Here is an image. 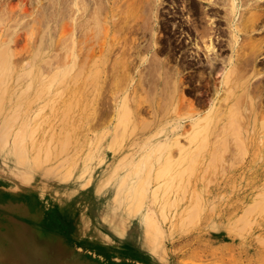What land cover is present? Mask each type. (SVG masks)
Listing matches in <instances>:
<instances>
[{
	"label": "rangeland",
	"instance_id": "obj_1",
	"mask_svg": "<svg viewBox=\"0 0 264 264\" xmlns=\"http://www.w3.org/2000/svg\"><path fill=\"white\" fill-rule=\"evenodd\" d=\"M219 1L212 13L205 0H92L90 4L84 0L88 17L83 31L86 29L88 41L93 37L96 55L100 42L106 43L98 77L75 66L65 74L69 81L48 85L46 80L58 63H66L68 35L62 31L69 25L71 4L56 7V11L55 0H0L1 11L13 7L18 19L9 22L8 32L16 34L1 36L0 31V38H8L11 62L15 58V74H24L34 51H46L47 32L54 34L49 63L42 60L38 68L40 79H45V84L38 85L44 93L25 113L22 108L20 117L11 123L4 111L0 115V128L6 129L0 143V264H264V121L257 122L250 138L243 126L237 128L239 122L237 130L232 128L227 111L224 134L209 133V144L204 147L186 148L184 134L172 146L167 141L163 146L143 145L163 122L162 99L155 92L160 87L158 73L165 67L188 73L178 60L181 49L191 45L184 39L192 41L194 35L185 37L178 29L183 25L175 23L177 14L190 22L183 31L200 17L206 26L216 25L225 44L221 47L227 49L220 52L217 45L215 49L221 59L231 54L223 18L228 16L229 1ZM246 1L240 2L241 17L246 15L242 8L251 2ZM47 7L51 15L43 13ZM253 37L264 45L263 33ZM134 43L148 49L137 50ZM204 57L206 64L203 51L194 66L202 69ZM32 74L23 75V81L12 75L16 81L10 79L8 91L36 92L35 82L27 88ZM261 86L259 92L264 93V84ZM200 88L190 89L185 80L177 86L185 105L182 109L193 104L201 112L208 110L209 96L202 97L206 100L203 105H197L203 93L196 96ZM261 105L264 107V101ZM119 107L124 112L122 119L117 118ZM31 138H35V150L49 146V155L39 165L12 157L14 143L19 156L28 157ZM43 155L45 151L40 152ZM115 195L122 207L134 209L129 216L132 224L121 226L117 220L113 230L97 211V202L109 209ZM105 211L103 216L112 213Z\"/></svg>",
	"mask_w": 264,
	"mask_h": 264
},
{
	"label": "bare ground",
	"instance_id": "obj_2",
	"mask_svg": "<svg viewBox=\"0 0 264 264\" xmlns=\"http://www.w3.org/2000/svg\"><path fill=\"white\" fill-rule=\"evenodd\" d=\"M22 1L24 2V0H21V2ZM55 1H56L54 2L56 5V6L54 5L55 10H56V7L58 8L59 6H62V5L68 6L69 4H71L70 8L68 9V11H70L71 19L69 20L68 27L62 31V33L65 32V34L68 35L67 49L65 52L66 53V63H64L63 66L61 65L62 64L61 62L58 63L60 65L56 68V70H54V73L50 75L51 77L48 78L49 80L48 79L46 80V84L48 83V85H51L49 83L56 82L57 80L58 81L60 80L61 82L64 80L69 81L67 80L68 78L66 76L68 75L66 73L69 72L70 70L72 71L75 68V66H79V68H81L80 70L85 69V70L92 71L94 73V77L95 78L96 76L98 77L97 72H99L100 67L103 65L102 64L103 61H101L100 55L103 54V46L106 43L104 44V42L102 41V44H101L100 42L101 45L99 44V46L96 49L98 51V55H96L95 53L96 51L94 50L95 49L94 42H92L93 37L91 38L90 41H88L86 38V34H88L86 33V29H84L85 32L83 31V27L84 25H86L85 23L86 17H88L87 16L88 9L85 5L83 6L84 0H55ZM205 1H207L208 4L210 5L208 7V11L210 10L212 11V13H216L217 11L216 8L218 7L217 1L219 0H205ZM228 1H229V7H228V11L226 12V15L228 16L227 18L223 16V18L228 28L227 31L229 33V39H230L229 46H230L231 54L227 58H222V59L220 58V55L217 52L218 50L217 48L221 45V39L219 38L220 37L219 29L216 25L206 26L205 23L203 24L204 17L198 18L197 19L198 23L197 22L193 23L191 24L190 27L187 28L188 35L189 36H191L190 34L194 35V37L191 36V40L194 41L193 42L194 50H192V52L190 53H187L188 55L185 52V55L182 61H184L186 65L183 66V68H191V69L195 68L194 65L200 60L199 57L204 51V54L206 56V64L200 65L202 69L204 68V71L199 72L198 75H193L192 71L188 72L187 74H182L181 73L182 71H178L177 68L173 69V68L165 67L166 71L164 70L162 71L163 73L162 72L158 73L156 81L160 87H156L155 92L156 94H159L162 99V106H160V108L162 110L161 116H162L163 122L161 123L160 127L156 130V132L153 134L151 139L144 141L143 143L144 146L151 145V144L163 146L165 144L164 143L165 141L168 142L167 145L172 146V143L174 142V140H175L174 143L177 144L176 142L177 138L180 135L184 134L186 137V143H187L186 148L195 149L198 146L204 147L203 145L209 144L206 138L209 133L211 134L216 133V135L220 133L224 134L223 129H224V125L226 126L225 121L227 118L225 112L227 111L230 114L229 120L234 122V123L232 122V128L234 125V129L237 130L238 127L243 126L245 129L242 128L244 129V131L243 130L241 131H243L244 134L246 133L247 136H249L250 138H251V135H253L252 132L254 131L255 126L257 125V122L264 121V114H263L264 107L261 105V102L264 101V93H260L259 92L260 90L258 89L262 87L261 85L264 84V76H261L262 67H264V45L262 44L261 41H258L257 39H255V37H253L256 34H262V33L264 34V0H254V2H252L251 0V2H248L246 4L244 3L245 5H244V8H242V10L245 11L246 15L243 17H241V13H240L241 0H228ZM27 2H29V0H27ZM35 2L40 3L41 0H35ZM88 2H89L88 4L93 3L92 0H88ZM97 2H94V4H97ZM49 4L47 6H49ZM97 5H100V2H98ZM97 5L96 7H98ZM96 7L95 6L93 7L94 10L96 9ZM12 8L13 7H8L6 9H3L2 11L0 9L1 36H9V35H13V33L16 34L14 30H12L11 32H8L9 27H10L9 22L12 20L15 21L16 23L18 22V19L16 18L17 16H15V13H13L14 10ZM46 9H48V7L43 9V13L46 15H51L50 13L46 12ZM24 12L26 14L29 13L27 8H24ZM204 13L206 12L204 11ZM5 15L7 16L3 18V16ZM31 20H33V18ZM35 20H36V17H35ZM131 29H133L132 26L130 27V30ZM134 30H135V27L132 32H134ZM32 33L33 32L30 30L29 34L32 35ZM53 35L54 34L51 31L47 32L46 36L49 38V43L48 45H46L47 48L44 47L46 48V51H44L43 49H42L43 51L40 53L38 52L36 53V51H34L35 54L33 55V60L31 64L29 65V68L27 67L28 68L27 70L24 68L25 69L24 74L21 71L16 74L14 73L17 67L16 65L14 66V64L12 63L13 60L15 61V58L12 60V62L10 60L11 58V53L9 51L10 48L8 49L7 44H6L8 38L7 39L5 38L2 39V37L0 38V115H1V112L4 111V118H6L7 116H10L8 117L9 118L8 123H11L15 119V117H20L19 114L22 113V110L25 113V111L28 110L27 107L31 106L33 103H36L38 96L40 97L44 93L41 90V87H39L38 85H40L41 83L45 84L44 82L45 79L44 80L40 79V77L42 78V76H39L38 68H40L39 66L40 62L42 60L46 61L47 58L50 56V52L53 50L54 43L51 40ZM93 36L95 37V35ZM205 38H207L208 43H205ZM244 39H245V42L244 43L241 42ZM215 41H217L218 43L215 44ZM216 45H217V48L215 49ZM146 47L147 46L145 45L139 46V44H135L133 48L137 50H147L148 47L147 48ZM151 48H153V46ZM239 49H240V52H239ZM209 51H211V54H208ZM17 57L18 56H16V58ZM47 63H49L48 60L45 62V64ZM152 69H154V67H152ZM61 70H64L63 72L64 75H61L62 73ZM30 73H33L31 77L33 79L29 81V83L27 84V88H29L31 85H35L33 84L35 82L37 84V87H39L36 89V92H33V93L29 92L28 94H26V91L25 92L8 91L11 85L10 79L14 78L12 75H14L16 79L20 80V78L23 75L25 78H27L26 76L30 75ZM78 73L81 75V72H78ZM203 74H205V76H203ZM80 75H77V76H80ZM73 76L71 77L74 78V80H76L75 79L76 76L75 77ZM15 78L14 80L16 81ZM22 78L21 80L23 81L24 79ZM27 80H29V78ZM184 80L188 82L190 89H195L199 87L205 88L202 94L200 95L198 94L199 100L197 101V105L199 106L203 105L204 101L206 100L202 99V97L207 98L209 96L208 100L210 103H209V108H207L208 110L206 112L199 111L195 106H193V104L192 105L189 104L188 106H186V108L184 107L185 109L181 108L184 104H183V99L179 97L177 94V86H180L181 84H183ZM197 81H199L200 85L194 84ZM65 84H67V82ZM222 90H223V94H221ZM220 94L221 96L222 95L224 96L220 98L219 97ZM160 96L158 98H160ZM14 103L17 104L16 107ZM60 105H62V102L60 103ZM40 108H43V107H40ZM7 109H12V111H9ZM49 110L52 111V108ZM123 113H122V108L119 107V109L117 110V118L119 117V119H122V117H124ZM38 114L39 113H37V115ZM65 114L66 113H64V115ZM238 122L240 123V125ZM236 123L239 125L237 126V128L235 127ZM186 126H188V128L185 130ZM229 127H227L228 128L227 130L231 128ZM5 131H6L5 128H2V127L0 128V143L1 141H3ZM237 133L239 134L241 132L237 131ZM241 135L242 134H240V136ZM28 139H30V137ZM50 139L51 137L48 140ZM21 141L23 140L21 139ZM35 142H36L35 138L34 140L31 138V142H30L31 149H28L30 154H27L28 157H25L24 154L22 153V158L19 156L20 153L16 149V144L15 143L14 145L12 144L11 151L14 152L13 154L15 155V157L12 155L11 156L16 159H18L19 157V160L21 159L22 161L26 163H33V164L39 165V163L42 162L43 159L47 158V156L49 155V146H45L44 148L40 145V146H37L35 150ZM46 143L50 144L49 141ZM213 144H215V141ZM13 146L15 147L13 148ZM41 151H45V155L40 156ZM184 151L185 150L180 149V152H184ZM22 152H25V151H22ZM15 162H18V161L16 160ZM119 178L124 179L126 178V176L120 175ZM130 191L128 192L130 193ZM115 196L116 197L112 200V207L109 209H107L108 207L106 205L97 202L98 204L97 211L100 213L104 221H106L108 226L111 227V229L114 228L113 224L115 222L119 223L118 221L121 222L119 223L121 224V226H122V223L131 225L132 219H130L129 216L133 215L132 211L134 209V207L132 206L131 208L130 205H127V206L125 205V208L122 207V202L120 201L121 199L118 200L117 195ZM163 205H165V201ZM105 209L107 210L105 211ZM103 211L112 212V213L107 214L106 216L105 215L103 216L102 214L104 213L101 214V212ZM117 214H120V215H117ZM123 214H127V215L124 216ZM144 223L149 224L150 222H148V220H145ZM134 230L135 229H133L132 231ZM136 234L140 235L141 233L137 232ZM139 241L143 242L142 238H140Z\"/></svg>",
	"mask_w": 264,
	"mask_h": 264
},
{
	"label": "flooded vegetation",
	"instance_id": "obj_3",
	"mask_svg": "<svg viewBox=\"0 0 264 264\" xmlns=\"http://www.w3.org/2000/svg\"><path fill=\"white\" fill-rule=\"evenodd\" d=\"M165 12H170V10L169 9H165L164 10ZM176 16V14L175 13H168L167 14V16ZM177 21L175 22L176 24H181V25H183V26H180V28H178L179 30H182V33L185 35V37H187V29L186 30H184L183 31V28L182 27H184V25H188V24H190V22L189 21H185V20H180V18H179V14H177ZM180 20V21H179ZM174 23V24H175ZM193 23V22H192ZM220 37H221V39H223L222 38V36L220 35ZM190 39L187 37V38H185L184 39V43L185 44H187V43H190L191 45L190 46H186L185 48H183V49H181V55H180V59L178 60V63L180 64V66H185L186 65V63L184 62V61H182L183 60V57H184V54H185V52H186V54L187 53H189L190 51H192L193 50V41H189ZM181 43H182V41H181ZM183 44V43H182ZM222 44H224V43H222L221 42V45ZM175 45H178V43H176ZM221 45L219 46V49L221 50L220 52H223L225 49H227V47H221ZM225 45V44H224ZM188 47V48H187ZM223 55V54H222ZM204 56V55H203ZM201 59V58H200ZM204 59V62L202 61ZM202 63H204L205 64V57L204 58H202ZM191 68H187V69H185V73L186 72H190V71H192L193 72V75H198V73L200 72V71H203L201 68L199 69L198 67H195V68H193V69H191ZM195 84V83H194ZM197 89V88H196ZM205 90V88H200L199 90H197L196 91V96H197V94L199 93V92H201V91H204Z\"/></svg>",
	"mask_w": 264,
	"mask_h": 264
}]
</instances>
